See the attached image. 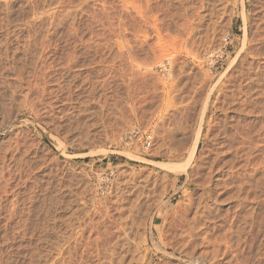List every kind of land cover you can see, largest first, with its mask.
<instances>
[{"label": "rangeland", "instance_id": "374dc122", "mask_svg": "<svg viewBox=\"0 0 264 264\" xmlns=\"http://www.w3.org/2000/svg\"><path fill=\"white\" fill-rule=\"evenodd\" d=\"M262 21L264 0H0V264H264ZM208 93L189 174L163 167Z\"/></svg>", "mask_w": 264, "mask_h": 264}, {"label": "bare ground", "instance_id": "6f19581e", "mask_svg": "<svg viewBox=\"0 0 264 264\" xmlns=\"http://www.w3.org/2000/svg\"><path fill=\"white\" fill-rule=\"evenodd\" d=\"M189 1V0H188ZM197 1V0H196ZM201 1V0H200ZM206 1V0H205ZM220 2H221V0H219ZM166 2V1H165ZM178 2V1H177ZM204 2V1H203ZM167 3V2H166ZM181 3V2H180ZM200 3V2H199ZM171 4V3H170ZM182 4V3H181ZM187 4V3H186ZM201 4H202V2H201ZM175 5V4H174ZM178 5V4H177ZM180 5V4H179ZM199 6V5H198ZM202 6V5H201ZM201 6H199V7H201ZM224 6V5H223ZM173 7V6H172ZM198 7V8H199ZM181 8V7H180ZM188 8V7H187ZM217 8H219V6L217 7ZM169 9H171V8H169ZM246 9V8H245ZM166 10V9H165ZM172 10V9H171ZM170 10V11H171ZM175 10V9H174ZM179 10V9H178ZM184 10H185V8H184ZM176 11V10H175ZM216 11V10H215ZM196 12V11H195ZM259 12V11H258ZM169 13V12H168ZM229 13V12H228ZM243 13V12H242ZM171 14H172V12H171ZM185 14V13H184ZM183 14V15H184ZM244 14V17L243 18H245L246 19V12H244L243 13ZM167 15V14H166ZM197 15H198V13H197ZM260 15V14H259ZM258 15V16H259ZM178 16V15H177ZM257 16V17H258ZM261 16V15H260ZM168 17V16H167ZM220 17V16H219ZM222 17V16H221ZM186 18V17H185ZM188 18V17H187ZM196 18V17H195ZM259 18V17H258ZM165 19V18H164ZM172 19H174L175 20V18L173 17ZM179 19V18H178ZM183 19V18H182ZM202 19V18H201ZM180 20V19H179ZM185 19H183V21H184ZM217 20V19H216ZM229 20V19H228ZM247 20V19H246ZM260 20H262V18L260 19ZM182 21V20H181ZM180 21V22H181ZM182 21V22H183ZM186 21V20H185ZM230 21V20H229ZM253 21V20H252ZM255 21V20H254ZM172 22V21H171ZM181 22V23H182ZM204 22V21H203ZM209 22V21H208ZM212 22V21H211ZM260 22V21H259ZM262 22H264V21H262ZM174 23V22H173ZM180 23V24H181ZM214 23V22H213ZM163 24V23H162ZM177 24V23H176ZM190 24H191V22H190ZM214 24H216V23H214ZM218 24V23H217ZM226 24V23H225ZM259 24V23H258ZM261 24V23H260ZM169 25V24H168ZM174 26H175V24H173ZM188 25V24H187ZM190 26V25H189ZM206 26V25H205ZM257 26V25H256ZM261 26V25H260ZM178 27H179V24H178ZM180 27H181V25H180ZM179 27V28H180ZM183 27V26H182ZM181 27V28H182ZM199 27V26H198ZM203 27V26H202ZM214 27V26H213ZM212 27V28H213ZM216 27V26H215ZM226 27V26H225ZM224 27V28H225ZM184 28H186V27H184ZM221 28H222V26H221ZM258 28V27H257ZM260 28V27H259ZM258 28V29H259ZM262 28V27H261ZM172 29V28H171ZM213 29H215V28H213ZM182 30V29H181ZM189 30V29H188ZM187 30V31H188ZM255 30V29H254ZM253 30V31H254ZM260 30V29H259ZM207 31V30H206ZM211 31H212V29H211ZM263 31V30H262ZM158 32V31H157ZM179 32V31H178ZM255 32V31H254ZM174 33V32H173ZM221 33V32H220ZM222 33H223V30H222ZM259 33V32H258ZM177 34V33H176ZM188 34V33H187ZM204 34H205V32H204ZM213 34H214V32H213ZM255 34V33H254ZM262 34V33H261ZM175 35V34H174ZM207 35V34H206ZM216 35V34H215ZM257 35V34H256ZM180 36V35H179ZM182 36V35H181ZM188 36V35H187ZM258 36H260V35H258ZM253 37V36H252ZM261 38H262V36H260ZM182 38V37H181ZM217 38V37H216ZM222 38V37H221ZM206 39V38H205ZM209 39V38H208ZM213 39V38H212ZM255 39V38H254ZM180 40H182V39H180ZM204 40V39H203ZM257 40H258V38H257ZM187 41V40H186ZM210 41V40H209ZM217 41V40H216ZM253 41V40H252ZM211 42V41H210ZM249 42V41H248ZM262 42V41H261ZM203 43H204V41H203ZM250 43V42H249ZM252 43V42H251ZM219 44V43H218ZM215 45V44H214ZM250 45V44H249ZM255 45V44H254ZM251 46H253V45H251ZM259 46V45H258ZM218 47V46H217ZM262 47V46H261ZM259 49V48H258ZM263 49V48H262ZM221 50V49H220ZM242 50V49H241ZM254 50V49H253ZM204 51V50H203ZM255 51V50H254ZM264 51V50H263ZM214 52V51H213ZM220 53H221V51H219ZM218 52V53H219ZM248 52H249V50H248ZM253 52V51H252ZM257 52V51H256ZM216 53V52H215ZM224 53V52H223ZM239 53V52H238ZM258 53V52H257ZM256 53V54H257ZM166 54V53H165ZM204 54V53H203ZM246 54V53H245ZM249 54V53H248ZM255 54V53H254ZM263 55V54H262ZM221 56V55H220ZM245 56V55H244ZM248 56V55H247ZM164 57H166V56H164ZM241 57V56H240ZM246 57V56H245ZM211 58V57H210ZM259 58V57H258ZM48 59V58H47ZM241 59V58H240ZM244 59V58H243ZM246 59V58H245ZM261 59V58H260ZM174 60V59H173ZM173 60H171V63H169V61L170 60H168V65L169 64H172V61ZM253 60V59H252ZM262 60V59H261ZM175 61V60H174ZM173 61V62H174ZM240 61V60H239ZM264 61V60H263ZM167 62V61H166ZM211 62H212V60H211ZM232 62V61H231ZM238 62V61H237ZM250 62V61H249ZM248 62V63H249ZM244 63V62H243ZM247 63V64H248ZM254 63L255 62H253V65H254ZM241 65V64H240ZM250 65V64H249ZM257 65H259V64H257ZM173 66V65H172ZM171 65H170V67H172ZM165 67H167V66H164V68ZM237 67V65L235 66V68ZM245 67V66H244ZM251 67V66H250ZM118 68V67H117ZM168 68V67H167ZM200 68V67H199ZM229 68V67H228ZM154 69V68H153ZM239 69V68H238ZM238 69H237V71H238ZM248 69V68H247ZM246 69V70H247ZM229 70V69H228ZM242 70V69H241ZM249 70V69H248ZM258 70H259V67H258ZM115 71V70H114ZM150 71V70H149ZM148 71V72H149ZM170 71H171V68H170ZM195 71V70H194ZM197 71H198V69H197ZM239 71H240V69H239ZM251 71V70H250ZM253 71H254V69H253ZM257 71V70H256ZM137 72V71H136ZM140 72V70L138 71V73ZM169 72V70L167 71V73ZM242 72V71H241ZM244 72V71H243ZM249 72V71H248ZM255 72V71H254ZM173 73V72H172ZM194 73V72H193ZM202 73V72H201ZM240 73V72H239ZM257 73V72H256ZM36 74V73H35ZM115 74H117V73H115ZM137 74V73H136ZM135 74V75H136ZM200 74V73H199ZM229 74H231L232 75V73H229ZM238 74V73H237ZM244 74V73H243ZM246 74V73H245ZM251 74V73H250ZM255 74V73H254ZM253 74V75H254ZM168 75H171L170 73H168ZM234 75V74H233ZM240 75V74H239ZM37 76H39V75H37ZM115 76V75H114ZM117 76V75H116ZM124 76V75H123ZM174 76V75H173ZM172 76V77H173ZM138 77V76H137ZM147 77V76H146ZM170 77V76H169ZM172 77H170V78H172ZM188 77V76H187ZM230 77V76H229ZM252 77V76H251ZM250 77V78H251ZM254 77V76H253ZM257 77V76H256ZM36 78V77H35ZM231 78H233V77H231ZM231 78H229V79H231ZM240 78V77H239ZM255 78V77H254ZM138 79H142V78H138ZM188 79V78H187ZM227 79V78H226ZM252 79V78H251ZM251 79H250V81H251ZM259 79V78H258ZM118 80V79H117ZM244 80V79H243ZM249 80V79H248ZM254 80V79H253ZM252 80V82H254ZM35 81H37V80H35ZM131 81H133V80H131ZM201 81V80H200ZM227 81V80H226ZM232 81V80H231ZM235 81H237L238 82V79L237 80H235ZM34 82V81H33ZM32 82V83H33ZM233 82V81H232ZM249 82V81H248ZM37 83V82H36ZM164 83H165V81H164ZM186 83V82H185ZM216 83H217V81H216ZM215 83V84H216ZM220 83V82H219ZM224 83L226 84L227 82H225L224 81ZM235 83V82H234ZM232 84V85H235V84ZM240 83V82H239ZM239 83H238V85H239ZM242 83V82H241ZM250 83V82H249ZM190 84V83H189ZM229 84V83H228ZM41 85V84H40ZM165 85V84H164ZM227 85V84H226ZM226 85H224V87L226 86ZM231 85V86H232ZM236 85H237V83H236ZM218 86H219V84H218ZM242 86V85H241ZM172 87V86H171ZM230 87V86H229ZM228 87V88H229ZM240 87V86H239ZM243 87H244V85H243ZM132 88V87H131ZM190 88V87H189ZM220 88V87H219ZM227 88V87H226ZM227 88V89H228ZM234 88V87H233ZM241 88V87H240ZM246 88V87H245ZM248 88H250V87H248ZM251 88H254L253 86L251 87ZM34 89V88H33ZM40 89V88H39ZM46 89V88H45ZM211 89V88H210ZM215 89V88H214ZM222 89H225V88H222ZM227 89H226V91H227ZM232 89V87L230 88V89H228V90H231ZM235 89V88H234ZM237 89V88H236ZM257 89V88H256ZM239 90H241V89H239ZM243 90V89H242ZM249 90H251V89H249ZM249 90H246L247 92L249 91ZM204 91V90H203ZM219 91V90H218ZM226 91H224V92H226ZM94 92V91H93ZM212 92V91H211ZM210 92V93H211ZM235 91L233 90V93H234ZM243 91H239V93H238V90H237V93L240 95L241 93H242ZM252 92V91H251ZM210 93H208L209 94V96H208V98H206V99H204L205 101H206V104H203V102H202V106L203 105H205V107H204V109H202V107H201V109H202V114H201V118H200V123L198 124V128H197V134H196V138H195V141L193 142V145H192V148H191V151H190V154H189V156H187V158H186V160L184 161V162H172L171 164H169V162H167V163H165V164H163V162L161 163V162H158V163H160L163 167H167L168 169H170V170H172L173 172H176V173H187V175L189 174V172H188V169H189V167H191V165L194 163V160H195V155H196V153H197V150H198V147H199V145H200V143H201V139H202V135H203V124H204V120H205V117H206V113H207V109H208V104L210 103V99L211 98H213V97H211V95H210ZM223 93V92H222ZM221 93V94H222ZM230 93H231V91H230ZM192 94V93H191ZM225 94V93H224ZM227 94V93H226ZM257 94V93H256ZM90 95V94H89ZM205 95V94H204ZM233 95V94H232ZM232 95H227V96H232ZM242 95V94H241ZM249 95V94H248ZM247 95V96H248ZM253 95H255V94H253ZM222 96H224V95H222ZM234 96V95H233ZM114 97V96H113ZM206 97V96H205ZM204 97V98H205ZM243 97H245V95L243 96ZM253 97V96H252ZM255 97V96H254ZM258 97V96H257ZM225 98H227V97H225ZM234 98V97H233ZM241 98H242V96H241ZM202 99V98H201ZM223 99V98H222ZM236 99V98H235ZM243 99V98H242ZM255 99V98H254ZM224 101H225V99H223ZM226 100H229V98H227ZM231 100H232V97H231ZM238 100H239V98H238ZM244 100V99H243ZM221 101V100H220ZM237 101V100H236ZM225 102H227V101H225ZM230 102V101H229ZM246 103L248 102V101H245ZM252 102H253V100H252ZM255 102V101H254ZM120 103V102H119ZM205 103V102H204ZM221 103V102H220ZM219 103V104H220ZM231 103V102H230ZM238 103H239V101H238ZM245 103V104H246ZM249 103V102H248ZM222 104V103H221ZM250 104V103H249ZM255 104V103H254ZM248 105V104H247ZM117 106V105H116ZM193 106V105H192ZM226 105L224 104L223 106H222V110H223V112L225 111V113L226 112H228V110L230 109V105H228V107H225ZM253 106V105H252ZM221 107V106H220ZM234 107V106H233ZM232 107V108H233ZM116 108V107H115ZM113 109V108H112ZM210 109V108H209ZM208 109V110H209ZM243 109V108H242ZM250 109V108H249ZM252 109V108H251ZM231 110V109H230ZM234 110V109H233ZM238 110V109H237ZM236 110V111H237ZM191 111V110H190ZM232 111V110H231ZM118 112V111H117ZM222 112V113H223ZM237 112H239V113H242L243 111H241V110H238ZM247 112V111H246ZM248 112H249V110H248ZM255 112V111H254ZM235 113V112H234ZM192 114V113H191ZM228 114V113H227ZM226 114V115H227ZM225 115V114H224ZM238 115V114H237ZM246 115V114H245ZM244 115V116H245ZM243 116V115H242ZM221 117V116H220ZM225 117V116H224ZM241 116L239 115V118H240ZM228 118V117H227ZM232 118V117H231ZM226 119V118H225ZM237 119H238V117H237ZM244 119V118H243ZM217 120V119H216ZM233 120V119H232ZM196 121V120H195ZM218 121V120H217ZM213 122V121H212ZM235 122V121H234ZM239 122V121H238ZM218 123V122H217ZM221 123V122H220ZM223 123V122H222ZM225 123V122H224ZM230 123V122H229ZM237 123V122H236ZM241 123H242V121H241ZM225 124H227V123H225ZM239 124V123H238ZM237 124V125H238ZM233 125V124H232ZM241 125H244V124H241ZM215 126V125H214ZM219 126V125H218ZM224 126V125H223ZM231 126V125H230ZM236 126V125H235ZM239 126V125H238ZM238 126H236V127H234V128H232V130H231V128H230V132L229 133H227V131H225V135H224V146L223 145H221V144H223V142L222 141H219V142H222L221 144H219V147H220V145L221 146H223V147H220L221 149H218V151H216L215 153H213L212 155H213V158L211 159V161H212V163L210 164V165H212V167L213 168H215V169H217V170H219V168L221 167V168H224L225 166H226V168H228L227 167V163L228 164H230V163H232L231 162V159H230V162H228L229 161V158H230V156L233 154V153H237V151H239L240 150V141L238 142V140L240 139V138H243V132H242V129H240V128H238ZM247 126V125H246ZM217 127V126H216ZM248 127V126H247ZM212 128V127H211ZM214 128V127H213ZM219 128V127H218ZM228 129H229V127H228ZM211 130V129H210ZM219 130V129H218ZM221 131V130H220ZM251 131V130H250ZM216 132V131H215ZM219 132V131H218ZM212 133V132H211ZM209 134V133H208ZM215 134V133H214ZM220 134H224V131H223V133L222 132H220ZM211 135V134H210ZM212 135H213V133H212ZM216 135V134H215ZM214 136V135H213ZM218 136V135H217ZM220 136V135H219ZM210 137V136H209ZM223 137V136H222ZM254 137V136H253ZM253 137H251L252 139H253ZM214 138V137H213ZM249 138H250V135H249ZM250 140V139H249ZM151 141H152V139H151ZM217 141V142H218ZM213 142V141H212ZM218 142V143H219ZM251 142V141H250ZM239 143V144H238ZM184 144V143H183ZM210 145H211V143H210ZM173 146V145H172ZM205 146V145H204ZM242 146V145H241ZM211 147H213V146H211ZM210 147V148H211ZM218 147V146H217ZM217 147H215V148H217ZM208 150H209V148H208ZM211 151V150H210ZM203 152V151H202ZM209 152V151H208ZM207 152V153H208ZM214 152V151H213ZM206 153V154H207ZM241 153H243V152H239V154H241ZM201 154V153H200ZM26 155V154H25ZM203 155H205V153L203 154ZM234 155V154H233ZM244 156V155H243ZM248 156V155H247ZM203 157V156H202ZM236 157V156H235ZM245 157H246V155H245ZM206 158V157H205ZM241 158V157H240ZM239 158V159H240ZM247 158V157H246ZM233 159V158H232ZM202 160V159H201ZM206 160V159H205ZM241 161V160H240ZM243 161V160H242ZM241 161V162H242ZM245 161H246V159H245ZM209 162H210V160H209ZM234 163V162H233ZM243 163H244V161H243ZM245 164V163H244ZM209 165V166H210ZM238 165V164H237ZM229 166V165H228ZM235 166H236V164H235ZM199 167V166H198ZM201 167H203L202 165H201ZM211 167V166H210ZM230 167V166H229ZM7 168V167H6ZM195 168V167H194ZM197 168V167H196ZM205 168H208V166L207 167H205ZM212 168V169H213ZM243 168V167H242ZM211 169V170H212ZM238 169V168H237ZM209 170H210V168H209ZM211 170H210V172H211ZM216 170V171H217ZM213 171V170H212ZM236 171V170H235ZM209 172V173H210ZM221 172V171H220ZM226 172H227V170H226ZM226 172H224V173H226ZM209 173H207V175H209ZM213 173V172H212ZM218 173H219V171H218ZM223 173V172H222ZM221 173V174H222ZM228 173H230V172H228ZM211 174V173H210ZM227 174V173H226ZM234 174V173H233ZM196 175V174H195ZM206 174L204 175V176H207ZM213 175V174H212ZM237 175V174H236ZM218 176V175H217ZM224 176V175H223ZM226 176H228V174L227 175H225V177ZM2 177V176H1ZM202 177V176H201ZM208 177H212V176H208ZM216 177V176H215ZM240 177V176H239ZM3 178V177H2ZM1 178V179H2ZM193 178V177H192ZM207 178V177H206ZM228 178V177H227ZM241 178V177H240ZM197 179V178H196ZM199 179V178H198ZM223 179V178H222ZM234 179V178H233ZM216 180V179H215ZM219 180V179H218ZM225 180V179H224ZM245 180H246V178H245ZM195 182V181H194ZM231 182H233V180H231ZM230 182V183H231ZM197 183V182H196ZM204 183H205V181H204ZM207 183V182H206ZM205 183V184H206ZM44 184V183H43ZM205 184H203V185H201V191H202V193H203V195H201V197L202 196H204L205 198H210V197H214V195H213V190L211 189V185H205ZM208 184V183H207ZM210 184V183H209ZM219 184V183H218ZM218 184H216V185H218ZM227 184V183H226ZM242 184V183H241ZM45 185V184H44ZM228 186V185H227ZM217 187V186H216ZM230 187V186H229ZM195 190V189H194ZM4 191H6V190H4ZM16 191V190H15ZM45 191V190H44ZM200 191V192H201ZM216 191V190H215ZM214 191V192H215ZM224 191V190H223ZM10 192V191H9ZM217 192V191H216ZM219 192V191H218ZM1 193V192H0ZM7 193V192H6ZM48 193V192H47ZM220 193V192H219ZM215 194H217V193H215ZM53 195V194H52ZM193 195H191V197H192ZM216 196V195H215ZM228 196V195H227ZM227 198V197H226ZM229 198V197H228ZM2 199V198H1ZM190 199V198H189ZM204 199V198H203ZM230 199V198H229ZM191 200V199H190ZM4 201V200H3ZM202 201V200H201ZM204 201V200H203ZM52 202V201H51ZM205 202V201H204ZM212 202V201H211ZM47 203V202H46ZM215 203V202H214ZM206 204H209V203H207V201H206ZM196 205V204H195ZM189 210V209H188ZM195 210V209H194ZM178 212V211H177ZM186 212V211H185ZM200 213V212H199ZM137 214V213H136ZM195 214V213H194ZM171 215V214H170ZM185 215V214H184ZM194 216H196V215H194ZM208 216V215H207ZM205 217V216H204ZM184 218V217H183ZM185 218H187V216L185 217ZM195 218V217H194ZM141 219V218H140ZM139 219V220H140ZM138 220V219H137ZM138 220V221H139ZM181 220V219H180ZM136 221V220H135ZM173 221V220H172ZM198 221V220H197ZM177 222V221H176ZM200 222V221H199ZM135 223V222H134ZM133 223V224H134ZM174 224V223H173ZM178 224H180V223H178ZM182 224V223H181ZM138 226V225H137ZM172 227V226H171ZM193 227V226H192ZM181 228V227H180ZM183 229V228H182ZM197 230V229H196ZM176 232V231H175ZM183 232H185V231H183ZM192 233V232H191ZM190 233V234H191ZM185 235V234H184ZM191 238V237H190ZM192 239V238H191Z\"/></svg>", "mask_w": 264, "mask_h": 264}]
</instances>
